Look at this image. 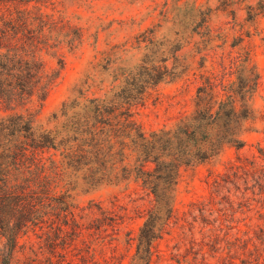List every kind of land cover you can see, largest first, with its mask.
<instances>
[{
  "label": "trees",
  "instance_id": "16d2710c",
  "mask_svg": "<svg viewBox=\"0 0 264 264\" xmlns=\"http://www.w3.org/2000/svg\"><path fill=\"white\" fill-rule=\"evenodd\" d=\"M53 23L43 13H0V103L7 110L0 118V264H42V247L26 252L21 243L30 232L45 237L48 264H91L98 253L105 256L123 216L115 201L114 209L94 200L80 206L74 192L131 180L151 198L131 264H153L155 255L161 262L158 241L173 227L180 230L178 262L193 264L191 254L205 260L210 246L216 254L228 249L247 264H264L263 148L260 161L238 154L224 170L211 171L210 195L183 215L175 209L183 168L219 160L227 146L239 151L246 145L250 86L221 97L208 78L198 87L192 112L174 126L145 131L132 118L133 107L160 83L174 80L177 68L167 63L173 46L144 35V58L130 67L109 66L114 84L105 95L86 96L96 81L88 75L77 84V95L53 114L54 123L44 126L38 115L63 69L60 59V68L48 72L41 58ZM72 32L64 36L76 48L80 35Z\"/></svg>",
  "mask_w": 264,
  "mask_h": 264
},
{
  "label": "rangeland",
  "instance_id": "374dc122",
  "mask_svg": "<svg viewBox=\"0 0 264 264\" xmlns=\"http://www.w3.org/2000/svg\"><path fill=\"white\" fill-rule=\"evenodd\" d=\"M20 10L47 14L54 21L52 29L47 31L48 44L40 52L46 70H58L59 60H63L60 76L38 115L37 123L44 126L54 123L53 114L60 111L65 100L77 95V84L88 75L95 76L96 81L85 91L86 96L105 95L114 84L109 66L130 67L144 58L149 44L144 35L156 43L171 44L167 63L177 68L174 80L160 83L150 91L144 104L133 107L132 118L145 131L174 126L192 112L198 87L208 78L217 84L216 92L221 97L234 87L238 89L239 85L250 86L246 96L250 99L253 116L245 123L246 145L239 151L227 146L219 160L182 169L175 202L178 215L188 212L192 202L210 195L211 171L224 170L238 154L261 160L260 148L264 149V0H4L0 3V13L16 14ZM73 28L78 29L80 35L76 48H71L64 36H73ZM6 113L0 103V118ZM86 189L80 186L74 192L77 204L83 206L94 200L105 208L114 209L115 201V210L123 216L117 240L108 243L105 256L98 253L91 264H131L151 198L135 180ZM241 229H245L243 223ZM179 232L173 227L172 234L158 241L157 248L163 259L156 263L155 255L153 264H186L177 261L175 245ZM21 243L26 244V252L30 247H42V264H48L46 257L51 254L45 237L30 232ZM205 251V260L194 259L191 254L192 263L229 264L231 260L234 264H247L240 255L231 257L228 249L216 254L207 246ZM184 253L185 250L182 255ZM255 258L253 255L252 259Z\"/></svg>",
  "mask_w": 264,
  "mask_h": 264
}]
</instances>
